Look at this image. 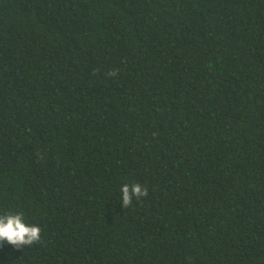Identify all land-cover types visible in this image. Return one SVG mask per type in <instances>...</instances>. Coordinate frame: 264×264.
Returning a JSON list of instances; mask_svg holds the SVG:
<instances>
[{"label":"trees","instance_id":"obj_1","mask_svg":"<svg viewBox=\"0 0 264 264\" xmlns=\"http://www.w3.org/2000/svg\"><path fill=\"white\" fill-rule=\"evenodd\" d=\"M9 213L0 264H264V0H0Z\"/></svg>","mask_w":264,"mask_h":264},{"label":"clouds","instance_id":"obj_2","mask_svg":"<svg viewBox=\"0 0 264 264\" xmlns=\"http://www.w3.org/2000/svg\"><path fill=\"white\" fill-rule=\"evenodd\" d=\"M116 74V72L109 73L112 76ZM120 191L124 208L129 207L133 197L140 199L148 195L147 188L142 187L139 183L125 184ZM40 234L41 229L38 225L24 222L23 213L0 215V242H6L16 248H23L39 242Z\"/></svg>","mask_w":264,"mask_h":264}]
</instances>
